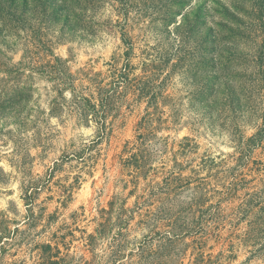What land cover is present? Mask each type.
I'll use <instances>...</instances> for the list:
<instances>
[{
    "label": "rangeland",
    "instance_id": "rangeland-1",
    "mask_svg": "<svg viewBox=\"0 0 264 264\" xmlns=\"http://www.w3.org/2000/svg\"><path fill=\"white\" fill-rule=\"evenodd\" d=\"M0 264H264V0H0Z\"/></svg>",
    "mask_w": 264,
    "mask_h": 264
},
{
    "label": "trees",
    "instance_id": "trees-1",
    "mask_svg": "<svg viewBox=\"0 0 264 264\" xmlns=\"http://www.w3.org/2000/svg\"><path fill=\"white\" fill-rule=\"evenodd\" d=\"M123 71H126V69L125 70L123 69ZM119 76L122 79V81H125V82L132 81V80L128 79V76H126V73L125 72H122L121 71ZM118 83H119V80H117V83L116 84H118ZM121 83H123V82H121Z\"/></svg>",
    "mask_w": 264,
    "mask_h": 264
}]
</instances>
